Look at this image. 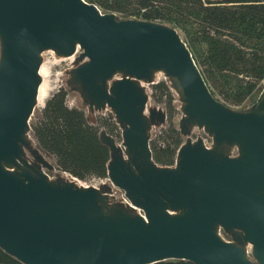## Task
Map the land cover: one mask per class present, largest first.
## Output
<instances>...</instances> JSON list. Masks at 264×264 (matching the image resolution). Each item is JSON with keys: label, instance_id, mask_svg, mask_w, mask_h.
Segmentation results:
<instances>
[{"label": "water", "instance_id": "water-1", "mask_svg": "<svg viewBox=\"0 0 264 264\" xmlns=\"http://www.w3.org/2000/svg\"><path fill=\"white\" fill-rule=\"evenodd\" d=\"M0 41V249L22 264H264V93L252 110L231 109L176 29L120 20L84 0H0ZM78 49L73 82L122 130V151L100 134L108 178L142 214L106 209L108 194L73 177L53 183V166L26 159L43 54ZM158 73L180 94L187 122L213 139L211 148L183 144L174 167L156 164L150 144L149 127L167 114L146 116L141 83L156 84Z\"/></svg>", "mask_w": 264, "mask_h": 264}, {"label": "trees", "instance_id": "trees-1", "mask_svg": "<svg viewBox=\"0 0 264 264\" xmlns=\"http://www.w3.org/2000/svg\"><path fill=\"white\" fill-rule=\"evenodd\" d=\"M84 1L120 20L135 19L176 29L222 103L239 108L259 92L255 105L258 103L264 91V0ZM151 88L152 98L165 103L171 121L176 109L168 82L159 81ZM212 94L216 97L213 90ZM67 98V91L61 88L46 101L41 116L32 125L37 147L55 159L62 173L83 182L107 179L111 154L100 133L104 129L111 136L122 137L115 116L110 113L93 124L84 110L70 107ZM150 144L156 164L176 165L183 139L173 123ZM0 264L22 263L0 249ZM157 264L195 263L174 260Z\"/></svg>", "mask_w": 264, "mask_h": 264}, {"label": "rangeland", "instance_id": "rangeland-1", "mask_svg": "<svg viewBox=\"0 0 264 264\" xmlns=\"http://www.w3.org/2000/svg\"><path fill=\"white\" fill-rule=\"evenodd\" d=\"M132 20H135V19H132ZM80 53H81V50L78 49V52L75 56H72L70 58H65V57L57 56L53 51L45 52L42 57L43 64L45 65L47 69V75H46L45 82L50 86L52 90L49 97H51L59 89L61 88L65 89L68 93V98H67L68 105L70 107H77V108L84 110L88 116L89 121L95 124L96 121L100 117L107 116L108 114L113 113V112L109 108H105L103 110H97V109L91 110L89 103L86 100L85 96L83 95L80 87L75 85V83L73 82L74 69L80 65V62H78ZM1 55H2V46H1V41H0V61H1ZM120 78H122L121 74L116 76L114 80H118ZM163 80L168 82L169 86L171 87V90L173 91V94L175 97L174 107L176 109V113L174 114V117L171 121L169 120V116H168V119L164 124H155L149 127L148 132H149L151 141L156 139L157 136L160 135L162 130L167 129L170 126V123H173L174 126L177 129H179L181 132L183 144H186L189 141L196 142L198 139H203L205 145L208 148H211L213 146V139L208 135L205 129L193 127L191 126V124L187 122L186 120L187 116L184 113L185 104L182 101L180 94L177 91H175L173 87L171 86L172 84L171 81L165 78L163 73H158L155 77L154 83H157ZM141 86L144 89H146L147 93L150 96V100L147 106L146 116L149 118L150 116L149 113L151 109L163 110L167 114L165 103L155 102L154 99L152 98V88L151 87L153 85H149L148 83H141ZM263 88H264V82L262 83V86H261L262 90ZM211 89L215 92L216 98L220 100L221 102H224L221 96L216 92V90L213 87H211ZM263 93L264 91L262 92V94ZM257 95H259V92L255 96L248 98V100H246L243 103V105L240 106L239 108L233 107L234 108L233 110L241 112V111H249V110L254 109L255 103L258 100ZM44 107L45 105L36 106V108L33 111L32 117L30 119V128L26 135L28 142L30 144V147L28 149H25L26 159L30 162H34L36 161V157L40 156L44 159V161L47 164H50L51 166H53L54 167L53 170L47 171V175L49 176L51 182L53 183L72 182L74 180L71 178V176H69L68 174H64L60 172L59 170H57L55 159L51 157L50 155L39 151L37 147V142H36V139L32 131V125L36 123L37 119L41 116V112ZM101 133H106L109 137H111L116 142V144L122 146V143H123L122 137L119 139V137L111 136L104 129H102ZM229 151H231V154L233 156L237 155L236 149H229ZM39 165L41 166V168H43V170L45 169L43 165H41V163H39ZM76 183L79 186L83 185V186L90 187V188H96L102 191L103 193L108 194L109 197H108V200L106 201V209L112 210L115 207L116 208L122 207L127 210H132L138 213L137 210H134L132 207H130L128 204L125 203L124 201L125 192L116 188L112 184V182L109 180V178L92 179L87 182L78 181ZM227 240L230 241V237H228ZM248 251L251 255L252 253L251 246H248Z\"/></svg>", "mask_w": 264, "mask_h": 264}, {"label": "bare ground", "instance_id": "bare-ground-1", "mask_svg": "<svg viewBox=\"0 0 264 264\" xmlns=\"http://www.w3.org/2000/svg\"><path fill=\"white\" fill-rule=\"evenodd\" d=\"M40 75H41L43 80H42V85L40 86L39 93H38L37 106H44L46 101L50 98L49 96H50L51 91H52L50 86L45 82L46 75H47V69H46L44 64L42 65ZM118 148L121 151L123 149V147L121 145H118ZM123 154L125 155V153H123Z\"/></svg>", "mask_w": 264, "mask_h": 264}, {"label": "built area", "instance_id": "built-area-1", "mask_svg": "<svg viewBox=\"0 0 264 264\" xmlns=\"http://www.w3.org/2000/svg\"><path fill=\"white\" fill-rule=\"evenodd\" d=\"M78 181H80V180H77V182H78ZM81 182H82V181H81ZM81 187L89 188V187H86V186H83V185H82ZM124 201H125L126 204H128L130 207H132L133 209L136 210V208H134V207L131 205V203L126 199V197L124 198ZM137 211H138L139 214H142V212L139 211L138 209H137ZM221 235L223 236L222 233H221ZM223 237H225V239L227 240L226 236H223ZM249 255H250V253H249Z\"/></svg>", "mask_w": 264, "mask_h": 264}]
</instances>
